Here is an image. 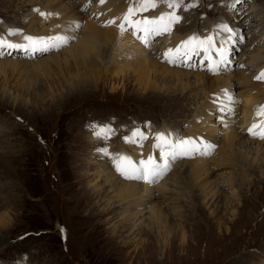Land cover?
Listing matches in <instances>:
<instances>
[{
  "label": "rangeland",
  "instance_id": "obj_1",
  "mask_svg": "<svg viewBox=\"0 0 264 264\" xmlns=\"http://www.w3.org/2000/svg\"><path fill=\"white\" fill-rule=\"evenodd\" d=\"M139 2L0 0V36L9 42L23 43L22 35L38 36L37 32L53 30L60 24L73 37L65 46L37 52V56L19 58L17 52L0 56V64L1 61L19 63L17 69L0 68V217L5 219L0 223V264H259L264 261V139L250 134L249 126L242 121L248 100L256 93L249 96L250 87L238 84L240 78L247 76L252 84L261 83L264 87V80L254 79L259 71L254 73V68H250L252 62L249 66L246 62L251 59L250 54H258L264 65V0H245L244 4L235 5L237 12L224 6L226 0H183L184 7L174 10L158 3L156 8L135 12L129 20L159 17L174 11L181 21L170 25V30L162 35H153L147 43L137 38L144 36L142 32H135L127 25L123 30L120 27L124 18L120 16L127 15ZM51 3L54 8H50ZM119 4L117 14L105 20L109 8L115 10ZM36 10L50 15L41 17ZM222 21L245 36L242 44L230 49L228 65L210 71L203 48L197 55L190 53L184 61L183 54H179L184 48L182 42L192 36L212 35L215 25ZM112 26L128 33L151 53L153 60L181 68L188 77L178 82L161 75L157 66L155 74H150L155 87L145 89L137 82V74L129 72L127 79H110L102 67L99 78L96 75L100 71L87 80L88 86L82 91L65 85L62 78L68 76L66 69L61 75L55 64H51L52 72H45V76L36 73L32 77V72L25 73L22 68L23 61L25 65L37 63L56 54L61 59L67 49L91 32L84 34V31L94 27L93 30L106 35L102 29ZM11 29L19 34L6 36ZM172 36L177 37L176 63L167 62L163 55L164 43ZM214 44L219 47L215 41ZM139 73L147 74L144 68ZM195 73L206 76L197 82ZM60 82L63 85L59 86ZM222 108L225 110L221 111ZM261 115L252 119L258 124L264 118V113ZM93 124L97 131L101 127L109 129L108 138H95L90 127ZM137 131L147 138L134 136ZM158 133L171 140L178 136L215 147L208 156L176 159L159 180L146 183L151 190L149 196L139 195L137 200L144 201L148 196L145 200L148 203L136 211L145 208L147 213L124 221L130 213L124 211L127 201L118 202L114 187L123 186L127 179L115 170L112 158L124 155L138 163L145 160L144 155H151L162 162L159 149L154 148ZM231 133L237 137L235 149L242 142L241 137L251 140L249 148L243 150L247 151L244 164L230 162L234 161L235 153V150L230 153L227 147ZM100 148H106L108 155L98 152ZM242 166L247 173L245 179L240 177ZM216 168L215 174L212 170ZM227 172L234 179L232 185L226 179ZM246 181L251 184L248 186ZM158 185L160 191L155 188ZM230 189L237 193L230 194ZM99 191H104L103 195L96 197L94 194ZM179 194L182 198L177 201ZM211 194L216 199L208 200L212 204L206 206L202 196L208 198ZM178 205L185 210L182 214L186 213V217L172 216ZM150 206L161 211L166 232L157 235V231H150L155 228L147 220ZM141 217L143 223L136 228L134 225Z\"/></svg>",
  "mask_w": 264,
  "mask_h": 264
},
{
  "label": "bare ground",
  "instance_id": "obj_2",
  "mask_svg": "<svg viewBox=\"0 0 264 264\" xmlns=\"http://www.w3.org/2000/svg\"><path fill=\"white\" fill-rule=\"evenodd\" d=\"M115 3V2H114ZM54 3H51L50 8H54L53 6ZM121 4L115 6V10L112 8H109L108 13L105 17V20H109L110 15L114 16L117 14L116 9L120 7ZM44 6V3H43ZM120 17H125V13L122 14ZM156 17V16H155ZM209 26V25H208ZM210 27V26H209ZM207 28V27H206ZM94 29V27H93ZM89 29L84 31V34L89 33L88 36L82 37L80 41L70 47L69 49L66 50L65 53H61L64 57L59 58L58 54L53 55L50 58H47L45 60L39 61L37 63H29L25 65V62L23 61V69L25 70V73H30L32 72V77L37 73L43 74L45 76V72L48 73V71H51V64H55V67L59 70V73H63V69H66L65 71L67 72L68 76H64L63 83H66L65 85L71 86V88L80 89L84 91L85 87L88 86L86 85L87 80L93 75H96V72H99L98 75H96L97 79L99 78L100 74H102V67H104V73L105 76L109 77L110 79H114L115 77H122L123 79H127L126 75L127 73H132V74H137L138 80L140 85L144 86L145 89H148L150 86H154V81L152 80L153 74H155L156 70L155 68L159 66L161 69V75L167 76L170 78H173L177 80L178 82H181L180 80L187 78L188 73H186L184 70L181 68H171L170 66L167 65H162L158 61L153 60V57L151 53L147 50L144 49L143 46L140 45V43L136 42L128 33L123 32L119 29H117L115 26L112 27H107L103 28L102 30L106 33L101 35L99 32ZM209 30V29H208ZM202 31V30H201ZM38 36H34V38H48V37H55L58 35H65L69 36V32L66 29L64 24L57 25L53 30H46L43 32H37L36 33ZM141 35H144L142 32ZM189 38V37H188ZM187 38V39H188ZM176 36H172V39L170 41H167L164 43L165 46L163 50L165 53H168L167 58H174L175 57V48L174 45L176 43ZM19 43V42H16ZM185 47H191V46H184L183 51L180 50L179 54H183L184 56V61L189 57L188 55H184L185 52ZM171 49V52H168V50ZM17 52V56L19 58L23 57L25 54L20 51V50H14L11 52ZM259 52V51H258ZM10 54V55H11ZM190 54V53H189ZM262 54V53H261ZM7 54V56H10ZM31 56H37V53L32 54ZM205 56V53H204ZM207 56L211 57L212 60H216V53L215 51L210 50V52L207 53ZM251 59H247L248 66L250 65V68H254L253 71L254 73L262 72L263 62H261V58L258 54H250ZM1 60V59H0ZM3 60V59H2ZM5 60V59H4ZM9 60V59H8ZM209 61V60H207ZM264 61V60H263ZM17 62V63H16ZM1 61L0 68L5 69V68H11V69H17L19 63L18 61ZM20 62V61H19ZM22 62V61H21ZM28 62V61H27ZM129 64V65H123V64ZM207 63V62H206ZM154 66L153 69H149L150 66ZM208 65V63H207ZM187 66V65H186ZM21 67V66H19ZM208 67V66H207ZM146 69V75H142L140 70ZM206 68V67H205ZM131 69V70H130ZM19 70V69H18ZM52 72V71H51ZM22 73V72H19ZM49 74V73H48ZM61 74V75H62ZM107 74V75H106ZM24 75V74H23ZM196 77V81H202L203 78L206 76L203 73H195L194 74ZM26 76V75H25ZM31 76V75H30ZM29 76V77H30ZM37 76V75H35ZM42 76V75H41ZM50 76V75H49ZM28 78V77H26ZM106 78V77H105ZM96 80V79H95ZM250 77H242L238 80V84H245L248 85L249 88V96H252L253 93H256V95H253L250 100H248V107L246 110H244V116L242 117V121L245 122L247 125L246 127L249 126V128L252 126L253 123H257L254 121V118L252 119V116L255 118H258L259 116H262L261 114L264 113V87L261 86V83L257 84H252L251 83ZM89 81V80H88ZM60 82V85H63V83ZM62 83V84H61ZM94 83V82H93ZM64 85V88H65ZM68 88V87H67ZM237 88V87H236ZM260 89H263L261 92L259 91ZM74 90V89H73ZM65 95V94H64ZM66 95H70V92L67 93ZM251 101V102H250ZM256 103V104H255ZM256 105V106H255ZM261 113V114H257ZM264 118L260 120L259 123L264 122ZM254 121V122H252ZM255 131V130H254ZM173 136V135H172ZM258 136V135H257ZM174 138V136H173ZM236 139L237 137L231 133L228 137V148L231 149L230 153H233L235 150V153L233 154L234 161H230L231 163L237 165V164H244L245 161V156L247 155V151H243L245 148H249V145L251 140L246 137H241L240 139L242 142L239 143V147L235 149L234 146H236ZM234 147V149H232ZM258 147V146H257ZM133 156V155H130ZM150 155H144V159L147 160ZM181 158H184L183 156ZM132 160V159H131ZM135 163V162H134ZM226 168H223V171H225ZM213 173H217V168L215 170H212ZM246 170H244V166H242V175L240 174L241 178L245 179V174ZM196 171L193 172L195 174ZM250 173V172H249ZM115 175V174H114ZM223 176L221 173L219 176V179ZM223 179V178H222ZM226 179L228 180V183L231 185L234 182V179L232 177V174L230 172H227ZM254 179V178H253ZM248 186L251 184L250 181H246ZM252 184L254 182L252 181ZM216 190H217V184L213 185ZM115 190L117 191V197L119 201H127L125 205L124 211L130 212L126 213L127 215L124 217L125 220H130L135 219L138 216H140L143 213H147L144 211V209L137 210L138 208L143 207L146 203L147 200L146 198L149 196L150 189L149 186H147L146 183H141V185H138L137 183H132L128 182V180H125V183L123 186H115ZM160 191V185L155 187ZM232 192L230 194H236L237 190L230 189ZM157 191V190H156ZM104 191H99L98 193H95L94 195L97 196H102ZM148 193V196L144 199V201H138V197H143ZM176 194H178L176 192ZM140 195V196H139ZM225 196V195H224ZM182 198V194H179L177 197V201H180ZM148 199V198H147ZM149 202L152 199V196L149 197ZM185 199V198H184ZM216 199V198H215ZM214 199V194H211V196H202V202H206V206H210L212 202H208V200H215ZM146 200V201H145ZM117 201V200H116ZM196 201V200H195ZM229 202V201H228ZM203 208V207H202ZM226 208V206H225ZM182 206L178 205L174 208V213L172 216L175 214L178 216L186 217V213L182 214V212H185V210L182 209ZM201 209V208H200ZM161 211L156 208L155 206H150L148 208V217L147 220L150 222V224H155V228H150V231H153V233L156 232L157 235L161 234L162 232H166V226L167 224H162L161 223ZM216 215V214H215ZM233 216V215H232ZM139 218V217H138ZM220 219L222 218V215L219 217ZM143 218L141 217V220L138 222L137 225H134L135 227L140 226L143 223ZM5 219L4 216L0 217V223H4ZM164 223V222H163ZM133 226V224H132ZM136 227V228H137ZM142 230L139 229V232ZM131 233V232H130ZM184 237L181 238V241L184 242ZM255 262L249 263V264H254ZM259 264H264V261H262Z\"/></svg>",
  "mask_w": 264,
  "mask_h": 264
},
{
  "label": "snow or ice",
  "instance_id": "obj_3",
  "mask_svg": "<svg viewBox=\"0 0 264 264\" xmlns=\"http://www.w3.org/2000/svg\"><path fill=\"white\" fill-rule=\"evenodd\" d=\"M104 0H100V3H103ZM158 3H162L167 9L174 10L177 8L184 7L183 0H140L137 7L130 8L129 12L123 18V23H121L120 27L123 30L127 25L131 27L135 32H143V37H137L138 39H142V42L147 43L148 40L153 35H162L164 32L170 30V25L179 23L181 21V17L176 15L174 11H169L161 14L159 17L153 18H141L135 21H130L129 16L133 15L135 12H144L149 7L156 8ZM245 0H226L224 6L233 12H237L238 9L235 8L236 4H244ZM194 6V5H188ZM39 15L44 17L46 15H50L49 13H45L43 11H39ZM166 21V22H165ZM109 23H114V21H109ZM78 27V25H74ZM246 27L249 25H245ZM18 30L11 29L8 30L5 35L8 37L18 35ZM73 37L58 35L55 37L48 38H34L30 35H22L23 43H13L9 42V40L5 39L4 36H0V56H4L5 54H11L14 50L22 51L26 56H31L37 52H47L51 49H58L65 46L68 42H70ZM245 36L241 33L240 30L231 28L227 23L220 22L215 25V30L212 35H208L207 37H198L192 36L187 40L182 42L183 46H191L185 47L184 55H189L192 53L193 55H197L199 50L203 48L205 53V58L209 60V70L217 71L221 68H224L228 65V56L230 49L235 47L237 43L242 44L244 42ZM219 45L216 47L214 44ZM212 50L215 51L218 59L215 61L212 60L211 57L207 56V53ZM172 50L169 49L168 52ZM179 52V48L177 49ZM165 57L168 56V53L163 54ZM169 63H176L175 58L168 59ZM191 66V65H188ZM241 67H243L241 65ZM256 80H264V71L260 72L258 75L254 77ZM231 100L232 97H229ZM224 111L225 109H220ZM231 111V109H228ZM258 115L261 113H257ZM93 130L94 136L97 139H107V133L110 131L106 127H101L99 131L96 130V125H90ZM255 130V131H254ZM248 132L253 136H259V138L264 139V122L259 124L253 123L252 126L248 129ZM134 136L140 137L141 140L146 139L147 137L137 131L133 133ZM156 143L154 144V148L159 149L160 156L159 159L162 162H157L151 155L147 160H140L138 163H134L130 158L124 155H117L112 158V163L115 167V170L125 179L133 180V181H143L145 183H155L159 180L168 170L172 162L182 156H192V155H200V156H208L214 150V145L207 142H195L192 139H179L177 136L176 140H171L165 138L163 134H156ZM98 152L103 153V155H108V150L106 148L97 149ZM61 232L63 233V229L61 228Z\"/></svg>",
  "mask_w": 264,
  "mask_h": 264
}]
</instances>
